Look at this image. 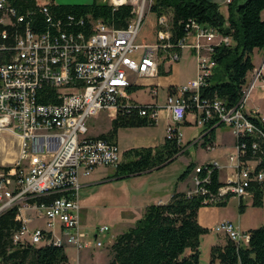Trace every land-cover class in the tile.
<instances>
[{
    "label": "built area",
    "instance_id": "built-area-1",
    "mask_svg": "<svg viewBox=\"0 0 264 264\" xmlns=\"http://www.w3.org/2000/svg\"><path fill=\"white\" fill-rule=\"evenodd\" d=\"M104 2L115 8L133 7L134 18L127 28L115 29L89 19L88 33L66 31L60 21L37 32L11 0H0V132L19 140L16 159L0 166V213L18 208L22 228L14 236L15 243L74 247L78 252L103 246L98 237L109 227L95 228L96 239L90 241V233L81 225L82 180L98 168L117 167L122 152L118 145L92 137L89 121L101 113L116 117L122 107H135L140 116L155 122L166 110L173 122L167 128V138L188 114H194L203 133L198 143L209 151H214L215 145L208 139L209 130H204L208 124L231 128L235 147L228 155L229 164L212 161L193 170L194 188L187 194L201 197L202 206H218L231 198L243 200L254 184H264L262 159L243 160L247 147L241 142L246 136L264 142V132L257 124L264 123V116L246 110L252 91L264 89L262 67L254 71L236 107L229 108L219 98L202 99L201 90L209 85L216 67L215 50L230 46L231 37L191 20L185 37L173 43L171 14L165 13L159 19L158 44H138V32L153 0ZM35 3L47 16L49 7L56 5L55 0ZM80 25L86 26L83 19ZM184 49L195 55L196 78L174 88L164 104L134 102L130 89L141 79L157 78L161 67L179 62ZM150 93L158 98L156 87ZM258 149L259 144L253 143V152ZM223 170H231V174L224 181L219 176L222 185L216 190L208 188L212 173ZM39 198L45 201L36 202ZM28 210L45 222L44 228L31 229L32 219L24 216ZM213 231L237 245L250 239L249 233L230 221L218 224Z\"/></svg>",
    "mask_w": 264,
    "mask_h": 264
},
{
    "label": "trees",
    "instance_id": "trees-1",
    "mask_svg": "<svg viewBox=\"0 0 264 264\" xmlns=\"http://www.w3.org/2000/svg\"><path fill=\"white\" fill-rule=\"evenodd\" d=\"M11 2L21 14L27 16L26 20L30 21L31 27L37 32H44L52 27L53 22L60 21L66 31L76 33L83 30L88 33L89 19L101 20L115 29H125L134 18L131 5L115 8L101 0H93L84 5H52L49 7V16L40 11L35 0ZM263 12L264 0H232L228 5V16L221 12L218 4L207 0H153L136 42L158 44L159 19L165 13L171 14L170 31L173 43L185 37L191 20L217 28L222 34L231 37L230 46L216 48L214 74L209 85L201 90V96L202 99L219 98L225 101L229 108H234L243 98L249 74L256 68L255 51H264ZM81 19L84 20L85 27L80 25ZM169 73L170 71L160 69V75L166 76ZM257 124L264 132V123L257 121ZM155 125V121L140 116L139 109L122 107L112 120L111 129L100 134L98 138L117 145L121 129ZM213 125L208 124L204 129L209 130L208 139L211 143H214ZM241 142L247 147L243 160L262 159L261 165H264V142L253 136H246ZM255 142L259 144V149L253 152L252 145ZM187 146L181 144L180 134L176 129L174 135L166 138L164 144L158 147L126 150L115 169L114 177H138L167 167L185 153ZM195 168L194 165L188 166L180 179L188 177ZM221 185L219 172L214 171L208 188L216 190ZM250 191L253 195V205L261 207L264 184H254ZM42 201H45V198L36 200L39 203ZM201 203L202 199L198 195L190 197L187 193L175 192L168 203L147 206L134 227L115 238L110 247L108 264H200L202 238L210 232L198 222ZM226 205L227 202L218 206ZM239 211H244L242 203ZM18 213L17 207L0 213V264H68L69 258L65 248L53 244L14 242V236L22 228L21 221L17 219ZM248 233L250 239L245 245H237L227 238L224 245L212 246L210 264H264V226L251 229Z\"/></svg>",
    "mask_w": 264,
    "mask_h": 264
},
{
    "label": "crops",
    "instance_id": "crops-1",
    "mask_svg": "<svg viewBox=\"0 0 264 264\" xmlns=\"http://www.w3.org/2000/svg\"><path fill=\"white\" fill-rule=\"evenodd\" d=\"M207 1L218 4L220 6L221 12L225 16H228V5H229L228 0H207ZM260 53H261V51L256 50L254 53V58ZM182 61H185V63H184L185 67H187V65H188L187 62L192 63L190 65L194 67L193 74H191V76H188L187 79H180L179 78V74L181 73L180 69H182V66H181ZM254 64L256 67L255 70H258L262 67V71L264 73V60H262L260 62V64H257L256 61L254 60ZM161 68H163L165 70V72L170 71V73L166 76L160 75V73H159V76L157 78L141 79L137 86L132 87L130 89L131 97H132V100L134 102H137L140 104H153L155 102H157L158 104H164L166 101V98L170 94L174 93V88L181 86L183 84H186L190 80L195 79L197 76V60L195 58L194 53L188 49H184L182 51V55H181L179 62H177L175 64H168L167 66L161 67ZM254 71L249 74L248 82L252 78ZM153 87H156L158 90V98L153 97L150 93L151 88H153ZM140 88H144L143 91H145V94L146 93L148 94V99H149L148 101H143L138 97V92L141 90ZM255 90H257L258 99L264 98V89L263 90L261 88L254 89L252 92H254ZM162 91L164 92L163 96L161 95ZM251 94H250V97H251ZM246 110L250 111V112L251 111H257L261 116H264V104L263 103L252 101L250 103L249 107L248 108L246 107ZM114 118L115 117H111V122ZM160 123H163L162 124V126L164 127L163 135L157 137V136H155L157 133L154 129H158ZM172 123L173 122H172L171 117L169 116L168 112L166 110H162L159 113V116H158V119H157L155 126L121 129L118 133L117 145L122 152V156H123L124 151L132 149V148H142V147H153V148H155V147H158V146L164 144V142L167 138V128L169 125H172ZM220 127H221L220 125L215 127V133H214L215 150L209 151L204 147V145L198 144V140H200L201 137H203V133L201 131L199 137H198V133H195L196 131H198V129L202 130V128L197 125L196 118H195L194 114H192V113L188 114L186 120L183 123L176 125V129L178 130V132L180 134L181 144L183 146H184V143H186V140L184 139V136L186 134V130L190 129L194 133V135H193L194 141L190 145L197 144L195 146H197V147H198V145L200 147L202 146L206 151L212 152L211 157L207 160L200 161V162L198 160L193 161V158L189 154L190 150H187V147H186L185 153H188L190 156L188 159H186L187 167L190 165H194L195 167H198L200 165H203V164H206V163L212 162V161H216L223 166H227L229 164L228 163V155L230 153H232L234 150L235 138H234V135H233L231 128H229L227 126L228 130L221 132L219 129ZM110 129H111V123H110L109 127H107V129H105L102 133H106ZM125 130H129V135L138 136L140 134L142 137L140 138V140H135L134 142L132 141V143L126 144L125 147H121V139H122V135L125 133L124 132ZM226 134H230L231 138L228 140L225 139L224 136ZM91 136L92 137H98L99 135H92L91 134ZM15 139H17V138L15 137ZM189 143L190 142H188L187 144H189ZM190 145H188V146H190ZM18 153H19V140H18V151L15 152L14 158L9 159V160L3 158L0 166L10 165L18 156ZM185 153L181 154L175 161L179 160ZM167 168L168 167H165V168L160 169V170H155L151 173H147L144 176H141L143 178H141L140 181H142L143 179H145L144 181H146L150 177L153 179L151 185L149 184L147 187V190L145 191L146 194L148 195L149 200L146 202L144 201L142 203V205L140 206V208H141L140 209V215L135 220H132L131 222H129L125 218H120L123 226H126V228H128V229L134 227L136 221L139 220L143 216L147 206L152 205V204L168 203L175 192L187 193L188 191H190L194 188L193 172L190 175H188V177L183 178V179H180V177H181L180 176L179 180H177L175 183L173 182V184H172L165 178V176L163 174H161ZM224 174H225V177H224ZM230 174H231V170L220 171V180L224 181L225 178ZM118 179H121V178H118ZM82 183H83V187L90 186V185L95 183V180H93V179L91 180V177L83 178ZM252 197H253V195H252V193H250L249 196H247L243 200L231 198L227 201V205L224 207L207 206V205L202 206L198 211V222L203 228L210 230V232L213 231L215 226H217L218 224H220L222 222H227V221L234 223L242 232H246V233H248L251 229H255V228H259L261 226H264L263 225L264 223H260L261 222L260 219H261V217L264 216V214L262 216L259 215L262 213V211H264V198H263V205L261 207H255L253 205V198ZM231 200H235L237 202L238 207H240V204L242 203L244 206V211L241 213L239 210H237V211L229 210L230 208H229L228 204ZM148 202H151V203L149 204ZM250 207L259 209L257 214H253ZM24 216L26 218L32 219V222L30 224L31 229L37 228V227L44 228L45 222L41 219H38L36 212H34L33 210L25 211ZM81 220H82V214H81ZM83 227L85 229L89 230V233L91 236L90 241H92V240L94 241L96 239L95 228H97V227L84 226V225H83ZM119 234H121V233H119ZM119 234H117L116 237ZM207 235H209V234H207ZM207 235H204L203 237H205ZM98 239H99V237H98ZM226 240H227V237H226ZM226 240L221 241L219 239L220 243H218V244L224 245L226 243ZM210 244H211L210 245L211 247L214 246L215 240L210 241ZM65 250H66V254L69 258L68 264H72L73 261H76V264H95V256H92L90 253L91 248H87V249H84V250L79 251V252L74 247H68ZM69 251H71V254L73 256L70 255ZM99 260L101 262H105L107 260V263H103V264H108L109 260H110V252H109L107 258H103L100 256ZM216 264H220V263L217 262Z\"/></svg>",
    "mask_w": 264,
    "mask_h": 264
},
{
    "label": "rangeland",
    "instance_id": "rangeland-1",
    "mask_svg": "<svg viewBox=\"0 0 264 264\" xmlns=\"http://www.w3.org/2000/svg\"><path fill=\"white\" fill-rule=\"evenodd\" d=\"M92 1L93 0H55L56 4L58 5H84L89 4ZM262 16L264 17V12ZM254 60L257 64H260V62L264 60V51H261V53L258 54ZM184 63L185 61H182L181 63L182 69H180V79H187L188 76L193 74L194 67L190 65L192 63L187 62V67H185ZM140 89L141 90L138 92V97L143 101H148V94H145V91H143L144 88ZM163 93L164 92L162 91V96L164 95ZM248 100L246 104L247 108L252 101L264 104V98L258 99L257 90L252 92L251 97L248 98ZM110 123L111 116L109 113H101L89 121V134L100 135L105 129H107V127H109ZM162 124L163 123H160L158 129H154L157 133L155 136L157 137L163 135L164 127ZM219 129L221 132H223L228 130V127L224 125ZM201 131V129H198V131L195 132L198 133V137ZM124 132L125 133L122 135L121 139V147H125L126 144L132 143V141L134 142L135 140H140L142 137L140 134L138 136L129 135V130H125ZM193 135L194 133L190 129L186 130V134L184 136L186 143H184V146H187L188 142L194 141ZM224 137L228 140L231 138V135L226 134ZM187 150H190L189 154L193 158V161L198 160L199 162L209 159L212 153L206 151L202 146L200 147L199 145L198 147L195 145L187 146ZM17 151L18 140L7 132H0V164L3 158L7 160L13 159L15 152ZM189 154L185 153L179 160L168 165V168L163 173H161L170 183L173 184V182L175 183L177 180H179V177L186 170V159L190 157ZM115 169L116 167H101L96 169L91 176V180H95V183L90 186L83 187L80 192V202L83 208L81 211V225L91 227H109V231L105 235H100L98 239L102 242L103 246L100 248H97L96 245L90 247L91 255L95 256V264L107 263V260L105 262H101L99 260L100 256L107 258L110 252L111 244L115 241L116 235L128 230L126 226H123L120 218H125L129 222L135 220L140 215V206L142 203L149 200L145 191L147 190L148 185H151L152 183L153 179L151 177L146 181H144L145 179L140 181L141 178H143L141 176L118 179L114 177ZM148 203L150 204L151 202ZM228 205L230 208L229 210H239L235 200H231ZM251 210L253 214H257L259 209L251 208ZM263 212L264 211H262V213L259 215L262 216L264 214ZM260 221V223H264V216L261 217ZM84 230L86 232L88 231L89 233V230L85 228ZM208 234L209 235L202 238L200 264H210V241L215 240V244H218L220 243L219 239L221 241L226 240L225 235L215 231H211ZM69 253L71 256H73L71 251H69ZM72 264H76V261H73Z\"/></svg>",
    "mask_w": 264,
    "mask_h": 264
}]
</instances>
